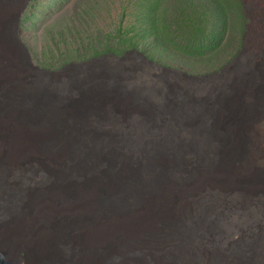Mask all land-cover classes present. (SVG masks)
Listing matches in <instances>:
<instances>
[{
	"label": "bare ground",
	"instance_id": "obj_1",
	"mask_svg": "<svg viewBox=\"0 0 264 264\" xmlns=\"http://www.w3.org/2000/svg\"><path fill=\"white\" fill-rule=\"evenodd\" d=\"M0 1L1 16L11 15L4 33L31 62L19 29L32 0ZM258 31L256 43L262 45L264 2ZM128 55L180 73L137 50ZM261 61L198 93L132 70L96 75L83 88L70 83L38 91L18 75V83L27 85L24 92L17 89L20 101L30 102L42 120L33 129L20 125L22 133H9L2 127L0 96V217L9 218V233L31 232L34 224L22 212L35 208L44 223L53 219L69 230L67 246L83 256L72 264H264V56ZM2 80L0 71V94ZM63 97L89 112H134L139 119L118 120L123 127L112 128L120 132L51 128L49 117L63 108ZM215 112L222 115L214 123L206 115ZM37 173H56L59 180L34 192L28 177ZM0 248L12 253L7 240ZM30 263L40 264L35 258ZM0 264L12 263L0 255Z\"/></svg>",
	"mask_w": 264,
	"mask_h": 264
},
{
	"label": "rangeland",
	"instance_id": "obj_2",
	"mask_svg": "<svg viewBox=\"0 0 264 264\" xmlns=\"http://www.w3.org/2000/svg\"><path fill=\"white\" fill-rule=\"evenodd\" d=\"M263 2L264 0H32L21 18L19 29L20 37L29 50L31 62L20 49L9 42L4 30L11 24V15L7 13L4 18L0 11V29L3 30V34H0V71H3L0 96L3 108L5 107L2 127L10 130L9 133H22L21 126L33 129L42 120L30 102L20 101L18 91L24 92L27 85L19 84L18 75L29 85H34L32 88L36 91L43 87L66 86L70 83L83 88L82 84L91 81L96 75L123 70L147 73L153 79L157 77V80L195 93L226 84L241 70L262 62L264 44L257 45L256 42L259 40L258 16ZM10 4L12 3L8 5ZM14 8L16 10V5ZM6 9L10 12L12 6ZM15 10L13 9V14ZM132 50L146 54L151 61L180 73L152 68L137 55L125 56ZM109 51L115 54L106 53ZM121 53L123 54L117 55ZM111 55L124 59L115 60ZM101 56L104 58L91 61ZM69 65L72 66L63 70ZM36 67L51 73L41 72ZM224 68L225 72L217 77L202 80L189 78L221 73ZM11 74L16 75V78L10 82L7 77ZM74 102L69 104L63 97V108L60 107V112L56 110V114L49 117L48 124L51 128L63 125L62 127L72 130L84 126L91 133H110L117 130L116 127L113 130V125L123 127L124 123L118 120H138L137 115H140L110 110L101 111L102 113L89 112L76 107L78 104ZM221 115L215 112L206 116L215 123ZM120 131L122 130H117ZM42 175L44 174L37 173L28 177L29 181H34V192L43 193L46 190L44 186L59 180L56 173L50 174L51 176ZM102 197L101 200L105 201V194ZM27 210L22 212V218L26 223L29 221L34 224V232L29 231L24 236L9 233V218L7 215L0 217L4 228L0 233V242L7 240L12 246V253L0 248V255L5 261L31 264L30 259L35 258L40 264H72L71 261L77 258L81 263L82 252L78 253L77 248L70 249L66 244L69 230L63 223L59 227L53 219H46L44 223L45 217L39 215L35 208L27 219ZM44 226L48 228V232L41 238L38 237L35 244L32 243L34 236H39Z\"/></svg>",
	"mask_w": 264,
	"mask_h": 264
},
{
	"label": "trees",
	"instance_id": "obj_3",
	"mask_svg": "<svg viewBox=\"0 0 264 264\" xmlns=\"http://www.w3.org/2000/svg\"><path fill=\"white\" fill-rule=\"evenodd\" d=\"M106 53H114V52H112V51H109V52H106ZM106 53H103V54H106ZM115 54V53H114ZM123 53H121V54H117V55H122ZM101 55V54H100ZM146 55V54H145ZM96 56H99V55H96ZM148 57V56H147ZM84 60H86V59H84ZM208 73H210V72H208ZM264 144V143H263Z\"/></svg>",
	"mask_w": 264,
	"mask_h": 264
}]
</instances>
